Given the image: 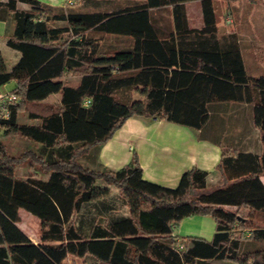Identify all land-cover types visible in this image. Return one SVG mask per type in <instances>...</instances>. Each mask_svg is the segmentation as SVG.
I'll return each instance as SVG.
<instances>
[{"label":"trees","instance_id":"obj_1","mask_svg":"<svg viewBox=\"0 0 264 264\" xmlns=\"http://www.w3.org/2000/svg\"><path fill=\"white\" fill-rule=\"evenodd\" d=\"M185 1L90 10L0 0V20L14 23L7 43L21 52L10 65L0 52V87L15 80L11 89L20 96L0 119V264H67L68 256L84 264H264V219L251 222V211L264 214V71L247 73L234 31L217 35L213 0H201L200 28L181 30L188 23ZM169 4L177 44L174 36L158 37L150 11ZM107 33L129 34L134 42L108 50ZM107 54L121 62L95 63ZM70 72L80 76L75 85L65 79ZM53 93L56 100L48 102ZM222 99L253 102L263 150L222 147L218 183L198 166L184 170L174 187L149 180L136 153L118 168L91 162L129 116L199 128L208 103ZM35 103L44 107L29 108ZM22 109L37 121H20ZM12 133L28 141L20 153L8 151ZM24 160L27 171L17 175ZM110 185L126 211L109 200ZM20 208L39 219L36 239L19 225ZM192 214L214 218L211 238L175 233Z\"/></svg>","mask_w":264,"mask_h":264},{"label":"crops","instance_id":"obj_2","mask_svg":"<svg viewBox=\"0 0 264 264\" xmlns=\"http://www.w3.org/2000/svg\"><path fill=\"white\" fill-rule=\"evenodd\" d=\"M42 1L52 5L64 3V0ZM141 1L144 0H91L88 1L92 4L88 9L112 10ZM213 3L217 14V35L222 38L234 31L247 73L251 75L263 72L264 39H256L254 31L264 30V22L251 20V0H213ZM184 4L188 23L181 30L200 28L203 25L202 1L187 0ZM19 5L27 6L24 1ZM80 5L84 7L85 3L77 0V6ZM150 11L158 37L162 41H168L174 36L177 44L178 32L173 20L172 5L151 7ZM13 27L12 20H0V52L8 65L21 55L18 49L7 43ZM106 42L108 50H112L132 46L134 38L129 34L107 33ZM102 58L116 65L121 62L120 58L110 54ZM79 79L80 76L77 75L73 81L67 82L75 85ZM53 94L58 96V93ZM208 111L207 120L199 128L156 116H129L111 137L97 147L95 158H91V162L95 166L118 168L128 163L136 153L143 176L149 180L174 187L184 170L198 166L210 171L209 182L218 183L221 176L215 169L222 147H228L233 152L261 153L263 143L260 130L253 119V102L211 100ZM22 117L23 121H37L30 119L26 111L22 112ZM260 177L264 182V173ZM215 228L213 217L192 214L180 220L175 233L179 237L198 235L211 238Z\"/></svg>","mask_w":264,"mask_h":264},{"label":"rangeland","instance_id":"obj_3","mask_svg":"<svg viewBox=\"0 0 264 264\" xmlns=\"http://www.w3.org/2000/svg\"><path fill=\"white\" fill-rule=\"evenodd\" d=\"M82 1H91V0H82ZM64 3L58 4V5H63V6H70V7H76L77 6V0H73L72 2H69V0H64ZM92 4L91 2H88V4H86V6L83 7V9H88V6L90 7ZM254 16V17H253ZM251 17H253V19L255 18L256 21H262L264 22V3L262 0H256L255 2V6L251 9ZM255 38L256 39H264V31L263 30H255ZM106 61H104V59L100 56H98L95 60V63L98 64H103ZM77 73H67L65 76L66 81H73L74 78L77 77ZM16 82L15 80H9L8 82L4 83L1 85V89H11L15 86ZM135 95H137V93H135ZM57 96L55 94L53 95H49L48 96V102L54 101L56 100ZM44 107V104H41L39 106H37V103H35V105L31 104L29 106V108L32 109H40ZM23 111H27V109H22L19 113V120L23 121V117H22V112ZM25 121V120H24ZM7 143V147H8V151H10L11 153H20L21 149L24 148V146L28 143L27 139L24 136L18 135V134H14L12 133L6 140ZM81 159L84 163H88V161L86 160L85 156H81ZM89 164V163H88ZM27 166H28V162L27 160H24L20 163H17L16 165V170L15 173L17 175H22L27 171ZM48 174H45L44 177H47ZM109 200L110 201H114L115 203H117L119 205V209L120 210H124L126 211V207L123 206L120 203V196L118 195V188L114 185H110V195H109ZM247 212V211H245ZM19 214H20V218H19V225L28 233L30 234L33 238H37L38 237V233L40 230V221L37 218V216H35L34 214H32L31 212H29L28 210L24 209V208H20L19 210ZM203 215V214H202ZM204 215H208V214H204ZM210 217H212L211 215H209ZM251 222H258L260 223V221L262 219H264V214H260L258 211H251ZM66 263L67 264H84V260L82 257H74V256H68L66 258Z\"/></svg>","mask_w":264,"mask_h":264},{"label":"built area","instance_id":"obj_4","mask_svg":"<svg viewBox=\"0 0 264 264\" xmlns=\"http://www.w3.org/2000/svg\"><path fill=\"white\" fill-rule=\"evenodd\" d=\"M69 2H72V0H69ZM19 98L17 91L0 88V119H6L10 116L12 104L18 101Z\"/></svg>","mask_w":264,"mask_h":264}]
</instances>
